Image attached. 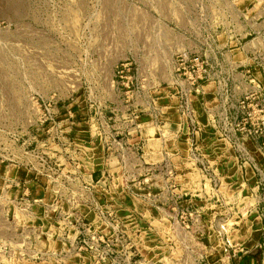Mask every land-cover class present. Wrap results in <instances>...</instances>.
<instances>
[{
    "label": "crops",
    "instance_id": "crops-1",
    "mask_svg": "<svg viewBox=\"0 0 264 264\" xmlns=\"http://www.w3.org/2000/svg\"><path fill=\"white\" fill-rule=\"evenodd\" d=\"M261 5L241 10L240 32L229 35V30L222 31L217 46L201 53L212 70L199 82L198 92L189 94L196 124L194 135L190 122L180 112L185 81H172L164 88L142 83L141 92L131 94L133 91L126 90L123 95L127 100L115 104L119 109L101 115L94 113L73 121L70 114L59 113L56 120L60 123L53 131L47 130L46 136L42 133L45 138L40 143L41 153L55 159L57 176L39 165L40 179L12 178V231L25 235L22 244L33 243L34 230L41 232L42 238L52 239L51 227L57 232L60 256L56 264L73 260L76 264L81 260L94 264L89 253L76 250L80 230L102 235L115 253L126 252L137 264L178 262L185 256L182 244L198 246L206 264H264V254L255 250L264 243L261 194L254 169L255 165L264 171L262 140L245 142L252 161L240 160L235 150L219 138L213 117L219 110L216 86L220 78L232 73L229 86L236 97L249 89L243 76L246 70L264 86L261 70L249 57L252 48L264 49ZM129 100L131 104L124 106L123 102ZM190 140L195 142L197 155L214 172L217 190L190 157ZM232 160L236 168L233 174L228 165ZM24 170L31 172L32 168ZM171 195L179 207L189 206L201 214L202 231H186L175 220V213L171 217L164 213L167 208L169 211ZM224 201L230 206L223 207ZM100 213L107 216V221ZM227 215L226 233L221 236L211 225ZM108 220L115 221L114 230ZM115 232L120 239H115Z\"/></svg>",
    "mask_w": 264,
    "mask_h": 264
},
{
    "label": "rangeland",
    "instance_id": "rangeland-1",
    "mask_svg": "<svg viewBox=\"0 0 264 264\" xmlns=\"http://www.w3.org/2000/svg\"><path fill=\"white\" fill-rule=\"evenodd\" d=\"M253 4L264 8V0H0V264H56L60 256L56 231L46 239L34 230L32 244L12 231V178L40 179L41 134L57 127L56 116L101 115L142 83L170 86L177 56L201 58L222 31L239 33L241 10ZM228 165L233 174V160ZM255 250L264 254V244Z\"/></svg>",
    "mask_w": 264,
    "mask_h": 264
},
{
    "label": "built area",
    "instance_id": "built-area-1",
    "mask_svg": "<svg viewBox=\"0 0 264 264\" xmlns=\"http://www.w3.org/2000/svg\"><path fill=\"white\" fill-rule=\"evenodd\" d=\"M249 57L261 70L264 76V49L257 50L256 48H252ZM176 59L177 60L173 62L172 69L174 77L172 78L175 83L183 81L187 83L186 90L182 89L180 92V110L190 122V127L192 128L191 133L194 135L196 133V129L194 128L196 124L189 94L195 91L198 92L199 82L204 81L209 76L212 65L205 58L201 59L190 56L189 54H182L177 56ZM124 71L125 69L122 68L118 73H123ZM243 76L247 78L249 89L241 94L240 97H236L230 89L229 82L232 80V73L218 80L216 97L219 101V110L213 117L219 138L235 150L240 160L252 161V157L245 146V142H257L261 139V149L264 150V86L252 76L250 70H246ZM46 113V120H49L52 122V125H54L55 116L53 117L48 110H46ZM112 141L116 144H121L119 141ZM189 154L199 165L202 176L209 179L212 183V187L217 190V180L214 176V172L197 155L195 142L193 140H190ZM41 161V165L46 168L50 174L57 176L58 167L55 164H50L51 162H49L47 157L45 160ZM254 169L256 173H258L257 188L261 185L264 186V171L259 170L255 165ZM164 213L168 215V217H171L172 214L175 213V220L178 221L186 231L192 228L198 231L200 229L201 231L203 230V227H201V214L192 210L189 206L179 207L178 200L175 196H170L169 211L167 208L164 210ZM100 217L107 221V216L105 214L100 213ZM261 218L264 224V207ZM77 222H79V220ZM225 223V220H218L215 226L211 225V228L216 232L218 230L217 233H220L222 236L225 233ZM109 225L112 230L116 228L115 221H109ZM79 232L76 250L78 252L89 253L94 258V264H137L127 256L126 252L119 254L115 253L112 244L102 235L87 234L86 232H81V230ZM116 238L120 239L119 232H115V239ZM182 247L185 250L184 258L173 264H206L204 262V255L198 246L193 248L189 245L182 244Z\"/></svg>",
    "mask_w": 264,
    "mask_h": 264
},
{
    "label": "bare ground",
    "instance_id": "bare-ground-1",
    "mask_svg": "<svg viewBox=\"0 0 264 264\" xmlns=\"http://www.w3.org/2000/svg\"><path fill=\"white\" fill-rule=\"evenodd\" d=\"M51 231L54 232V231H56V230H55L54 228H51V227H50V229H49V233H51ZM50 235H51V234H50Z\"/></svg>",
    "mask_w": 264,
    "mask_h": 264
}]
</instances>
